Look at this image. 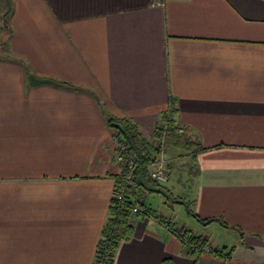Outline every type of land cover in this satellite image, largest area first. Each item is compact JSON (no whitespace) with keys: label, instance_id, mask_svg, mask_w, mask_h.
Wrapping results in <instances>:
<instances>
[{"label":"crops","instance_id":"obj_1","mask_svg":"<svg viewBox=\"0 0 264 264\" xmlns=\"http://www.w3.org/2000/svg\"><path fill=\"white\" fill-rule=\"evenodd\" d=\"M5 8L0 264H94L123 169L106 118L147 138L171 103L192 145L166 147L181 169L167 155L112 264H264V0H12L9 26ZM164 222L232 254L187 252Z\"/></svg>","mask_w":264,"mask_h":264},{"label":"trees","instance_id":"obj_2","mask_svg":"<svg viewBox=\"0 0 264 264\" xmlns=\"http://www.w3.org/2000/svg\"><path fill=\"white\" fill-rule=\"evenodd\" d=\"M5 4L3 22L5 21L9 26L12 15V0H5ZM8 26L5 27V30L10 28ZM176 114L177 109L174 103H171L163 116V119L167 121L166 130L156 127L153 136L164 138L165 147H179L183 144L185 148L189 147L192 144L188 142V138L179 133V128L176 125ZM106 120L110 128L118 133L121 142L128 146L126 155L136 165V171L133 183L130 186H126L125 178L128 170L124 164H120L123 168L122 172L112 177L114 179V191L109 207V217L103 227L101 238L97 243V257L94 264H112L119 243L132 236L133 226L130 223L131 217L129 212L131 206L135 203V198L141 197L144 193H161V188H163V184L156 182L150 175V167L155 162L156 155L147 146V138L141 135L137 126L125 117L108 116ZM124 186H126L124 198L123 201H119L114 195L120 193ZM147 212L149 216L152 215L148 210ZM214 221L202 220L205 225ZM171 230L181 239L182 243L189 241L199 247L207 245V239L192 234L190 230L183 231L178 228H171ZM212 252L215 255L229 257L232 254V249L229 251H227V248L214 249Z\"/></svg>","mask_w":264,"mask_h":264},{"label":"built area","instance_id":"obj_3","mask_svg":"<svg viewBox=\"0 0 264 264\" xmlns=\"http://www.w3.org/2000/svg\"><path fill=\"white\" fill-rule=\"evenodd\" d=\"M156 127H161L163 130H166L167 128V121L165 119H162L159 124ZM151 135V138L147 139V146L149 149L156 155L155 162L150 167V175L152 179H154L156 182L164 184L167 183L169 180V174L166 168V158H165V139L164 138H156ZM113 140L116 145V160L119 164H124L128 170L125 178L126 186H130L133 183L134 179V173L136 171V165L133 161L127 158L126 152L128 150V146L121 142V138L119 137L118 133L116 131L113 132ZM126 186H124L120 193L117 195H114L115 198L119 201H123ZM135 203L131 206L129 215L131 218L148 215L147 210L142 205L141 197L135 198ZM159 221L160 218H157ZM159 222H162L161 220ZM164 225L168 227V223L164 222ZM170 229V228H169ZM171 230V229H170ZM173 234V230H171ZM183 247L186 249L187 252H204L209 251L212 252L213 249H210L208 245H205L204 247H199L189 241H185L182 243Z\"/></svg>","mask_w":264,"mask_h":264},{"label":"rangeland","instance_id":"obj_4","mask_svg":"<svg viewBox=\"0 0 264 264\" xmlns=\"http://www.w3.org/2000/svg\"><path fill=\"white\" fill-rule=\"evenodd\" d=\"M148 138H151V136L150 137H147V139ZM171 150H173V149H171ZM174 152L175 153H173V154L172 153H169V151L167 153V149H165L166 168L169 166V159L167 158V155H169V157L174 158V161L173 162H170V164H172L171 168L174 167L175 168V171L174 172H178V170L181 169V167L179 166V163H180L179 159L181 160V158H179V157H181V154H179L180 151H175L174 150ZM167 171H168V168H167ZM168 174L170 175L169 171H168ZM164 184L166 185L167 183H164ZM159 199L160 198H158L156 195L155 196L154 195H149L147 200H148V203L149 202L150 203L154 202V205L156 206V208L158 209V211L160 210V211L165 212V213H168V214H171V212H174L175 215H176V217H177V220L182 221V219H180L181 215L179 216V214L183 212V210H184V207L183 206L181 207V206H178V204H175L174 207H173L174 209H172V208L171 209H167L164 204H162V203L159 202ZM184 219H183V222H185V220H186V219L185 220ZM190 223L188 224V226H190L192 228H193V226L197 225V223H195V222H191L190 221ZM167 228H169V225H168ZM204 228L206 229V227H204ZM202 229L203 228H201V231H202ZM214 229L215 228H213V227L212 228H208L207 229V232H206L208 234V236H210V241L211 242H212V239H214V238L216 240H224V239L230 238V236L232 237L234 235V234H230V233L227 234V232H224V231L223 232H221V231L219 232V230L218 231H215ZM207 245L209 246L210 249H216L215 247L212 246V243H209ZM204 252H207V251H204Z\"/></svg>","mask_w":264,"mask_h":264},{"label":"water","instance_id":"obj_5","mask_svg":"<svg viewBox=\"0 0 264 264\" xmlns=\"http://www.w3.org/2000/svg\"><path fill=\"white\" fill-rule=\"evenodd\" d=\"M30 79H31V82H32L33 84H39V83H45V82H52V81H50V80H39V79H37L34 75H31V76H30Z\"/></svg>","mask_w":264,"mask_h":264}]
</instances>
